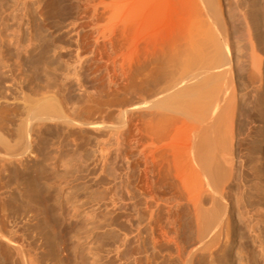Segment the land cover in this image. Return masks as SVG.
Listing matches in <instances>:
<instances>
[{"label":"rangeland","instance_id":"374dc122","mask_svg":"<svg viewBox=\"0 0 264 264\" xmlns=\"http://www.w3.org/2000/svg\"><path fill=\"white\" fill-rule=\"evenodd\" d=\"M57 1L58 4H60L59 6ZM59 1L60 0H0V120L3 119V123L2 121L0 122V128L10 138L13 137L12 140L14 141L13 143H15L16 138L14 139V136L17 137L19 128L26 126V122L33 124L36 121L35 124H40L37 123L36 119H32L28 112H31L29 109L35 105V102H37L39 98L47 94L53 97L56 95V98L59 94V97L63 99L62 101L61 98H57L61 101V103L58 102L61 104L60 106H63L62 108H65V111L71 116L77 117V120L80 119L79 122L83 119V121L86 122L89 120H98L97 122H100V127L94 128L91 127V125L89 126V124L76 122L66 129V125H63L64 123L59 120L58 123H56L55 120H48L47 122L44 121L43 124L41 123L42 125H38L41 126L39 130H37L39 132L35 130L33 133L37 135H33V138L37 137L36 140L34 139L35 141L33 140L34 144L38 143V145H34L36 148V150L35 148L34 150L37 152L34 151L35 153H32L25 159L23 163L26 164L25 166L23 164L20 165V163H17V166L15 164L11 166V174L14 175H11V177L13 176V179H11V177L4 180L1 179V181L5 182H1L2 187L6 189L1 187L0 194L2 192L5 193L3 197L6 198L7 203L11 206L9 210L12 211L13 217H18L16 220H18L17 222H19V225L22 224V229L28 230L26 231L28 235L26 236L27 241L28 238H33L29 239V241L33 244L31 248L33 253L39 254H37L39 256H37V258L39 260L41 259L39 264H182V261H178L180 258L178 259L179 256L176 254L178 250L177 245L185 240H190L192 242L194 237L193 231L187 228L189 222L188 214L182 211L185 210V206L181 207L183 209L171 208V205L173 206V204H175L173 200L175 194L174 189L169 188L170 186L167 183L165 184L163 179L158 177L156 173H152V175L156 177V182L154 184L157 185V189L156 185H153L152 188L155 190H152L156 191L159 188L158 192L156 191L157 193H155L157 197L155 201L158 202L160 199V197L157 196L159 193H161L159 194L160 196L162 195V200L160 199L161 202L158 203L150 200V187L147 179L148 173L145 170L146 166L140 151L142 147L140 144L143 143L142 139H145V137L142 138L141 136L145 134L142 133L143 135L140 134V136L136 133H131L130 136H124L123 132H121L123 131L122 129H124L125 135H127V132H129L131 128L132 132L135 131H133L134 126L129 127V125H131L130 121V124L127 123L126 126H122L120 128L121 130L119 128V130L116 129V126L114 128L116 131L108 128L109 125H116L122 120V115L119 114L120 110L124 111L125 108L127 109L129 106L133 107L135 106L134 103H143V105H146L151 100L153 101L156 97L164 94V92L160 93V89H166L165 87L174 77V72L171 68L169 69L164 65H161L159 68L158 66L154 67L156 63H153V65L145 64L148 65L146 67L151 68L152 73L148 70L150 68L144 69L143 64H139L138 59H143V47L147 50V44L144 43L145 40L142 42L146 46L143 45V47H141V39L139 43H136V40L130 43L128 39L124 38L123 34L120 37L119 35L122 33V30H119V28L121 29L122 25H117L115 22L105 21V23H101L102 25L100 24L101 26H96V28H99L98 30L84 23L82 24L83 19L79 18L82 14L79 13L78 8L75 7V9H77L76 11L72 8L74 7L73 5H64L62 3L64 0H61V3ZM254 2L255 8L251 9L252 12L250 11V15L253 17L259 11L260 0H255ZM232 16L235 20L233 28V31H235V27L239 28V26H241L239 24L242 18L237 10L233 12ZM255 28L257 29L258 27L255 26ZM242 29L243 28H241V30ZM260 29L262 30L263 28ZM149 30L150 29L144 30V33H148L147 31ZM151 30L154 29L151 28ZM259 30L257 29L256 33L258 34L256 35L257 38L260 37L261 39L259 40L260 44L262 43L261 45H264V34H260ZM237 31L239 32V30ZM150 33L151 32H149L148 35H150ZM96 36L99 39L95 38ZM242 37H244V35L240 33L239 36L236 37L237 39H234L235 41L243 39V41H237V43L234 41V47L235 43L236 47L233 50L234 61L238 58L235 64L236 67L239 65L237 69V78L239 76L240 79L245 75L247 76V69L250 67L249 59H247L245 55L244 43L246 41L245 38ZM239 43H241V46L244 45V48L241 47ZM137 44L139 46L138 49L142 50L136 49ZM239 48L243 52H239ZM262 48L264 49V46H262ZM140 66H142V68ZM135 67H139L138 70L141 69L139 72L143 71L142 75L140 74L141 72H137L138 74L135 72ZM144 70H148V72H144ZM143 73H145V75H143ZM139 76H141V78L143 77V80L145 78V83L143 82L140 84L143 80L139 82ZM246 76L241 82H245L247 79ZM138 82L139 85H137ZM245 83L248 84V81ZM245 86L247 85L243 84L242 87ZM263 88L257 94V98H259L258 100L261 102L264 101ZM242 89L245 92L247 91L246 88ZM156 91H159V94L156 93L154 95ZM244 97L242 98L243 101H241V104L243 105L241 106L245 108L242 109L241 115L244 113L245 115H249L254 110H251L252 108H250V105H255L257 99L254 96H252L254 100L248 96ZM247 98L251 99L252 102ZM260 98H263V101ZM91 99L95 100L93 101ZM95 101L97 102L95 103ZM146 101L147 103H145ZM51 102L52 101H50V103ZM62 102H64L63 105ZM245 104L247 106H245ZM262 105L264 106V104ZM246 107H248L247 109L249 111ZM243 110L247 111L245 112ZM141 112H139V114L136 113L135 115L137 116L135 119L133 117L132 120H137L139 116L138 119H140L139 121L141 123L142 117L140 114L143 115V111ZM254 112L255 110L252 114ZM27 117L31 119L28 120ZM241 118L244 119L242 120ZM247 118L248 117H244V115L239 118L242 121H240V123H243V125L246 124L247 128L239 123L240 129H245V134L242 129L243 132H241L243 134L236 137V145L238 146L239 141L242 144V165L238 163V168L242 172L243 182L240 181V183H236L232 192L234 193L232 195L233 203H235L233 215L236 220L235 226L236 228L238 227L237 232L239 233V238L236 236V243H232L228 247L229 250L228 248L225 249V252H223L224 254L220 253L214 258L215 260L213 259L214 262L216 261V264H218L221 259L222 264H264V252L260 251L258 242L255 243L253 233V229H256V231L260 232L264 240V216L256 220L253 218L254 216L250 217L251 214H241L242 212L239 211L240 209L244 210L245 204H249L250 201L252 202L251 204L256 203L257 205L263 203L261 206L258 205V207L264 210V200L262 202L264 198L262 197L264 196V193H262V191L264 192V123L257 118L258 122L257 120L251 119L254 120L256 124L253 123V121L251 124L250 120V125L248 120L246 121ZM2 124L5 125L3 126ZM103 124L108 126L105 128ZM112 126L109 127L111 128ZM250 126H253V130L250 129ZM127 127L129 128L128 130ZM42 128L43 130L41 131ZM117 130L119 131L118 133ZM250 130H252V135L248 136L246 133ZM136 135L141 137L142 141L139 137H136ZM133 136L136 137L135 140L139 139L138 141H141V143L137 142L139 145L136 143ZM38 138L42 140L40 141ZM39 141L42 144H39ZM39 145L41 148L38 147ZM39 148L40 150H38ZM258 157L261 158V161L257 163L261 171V175L259 176L254 173L253 169V164L257 162ZM18 164L25 173V176H22L20 179H17L15 174V170L20 169ZM28 166L30 167L28 168ZM23 167H26L27 169L25 168V170L27 171H25ZM30 174L32 175V179L36 177L35 181L30 179ZM38 176L41 177L39 178ZM21 179L23 180L20 183ZM27 179L29 180L26 181ZM260 179L263 181L261 180L259 185L256 184L258 181L260 182ZM8 180H10L9 182L12 181L11 185ZM36 181H39L41 184L39 185L43 188V192L45 189H52L50 192L49 190L47 191V193H52L50 195L49 193L46 194V191L44 192L47 196L52 197L51 201L48 199V203H55V201L58 200V203L56 202L57 206L55 205L57 207V210L55 209L57 212L54 210L53 214L50 213L52 216L54 215L55 218L51 215L50 220L44 217L46 221H49L47 225L44 218L40 220V222L38 220L40 218L39 214L43 213L45 208L38 202L39 199H33V197L36 198V190L38 189L37 187H39L34 186V182ZM6 182L8 184H6ZM5 184L7 187H5ZM144 191L146 193H144ZM9 194L11 197L8 199L10 196ZM247 194H249V197ZM146 195L150 198L148 199L150 203L148 200L145 202ZM0 196L2 199V194ZM30 196H32V198H30ZM144 196H146L145 199H143ZM164 197L166 198V202H170L169 200L172 199L170 204L167 202L170 206H167H169L168 209L171 208L172 211L176 209L174 214L173 212H170V214L168 213L169 210L166 209L167 206L166 202H164ZM167 197H169V200ZM27 198L30 199L28 200ZM37 198H39V196H37ZM18 200L19 202H17ZM32 200L34 202L37 201V203L32 204ZM11 201L14 203H11ZM26 201L29 204L27 206ZM21 203L25 208L20 205ZM147 203L148 205L150 204L149 207H147ZM154 203L156 204L155 207ZM159 203L161 206L158 205ZM256 204L253 207L249 204L247 207H250L249 209H254ZM145 206L150 209L154 207V211L152 212V209L149 211ZM158 206H160L161 209L160 207L158 209ZM27 208L30 210L27 211ZM39 208L42 210H39ZM58 208L60 214H58ZM144 208L147 211H144ZM32 209H35V211ZM31 210L33 214H31ZM177 210L182 211L181 214L180 212L178 214ZM145 212H147V214ZM148 212H150L151 215ZM14 213H18L17 216ZM159 213L160 216H156V214L159 215ZM19 214H21V216ZM257 214L258 212H256V214L254 213L255 216ZM37 215L38 217L33 218V216ZM56 216L59 217L56 218ZM168 216L171 220L176 216L175 218L178 222V226L182 225V227H178V229L180 228L179 238L176 237L177 233L172 224H170ZM35 219L39 222L38 225H41L40 227L36 224L38 222ZM31 223L34 224L31 227L35 228V230L32 228H30L32 230H29V228L26 229L30 227ZM55 223L60 227H57L59 230H54L56 229ZM35 224L37 226H35ZM49 225L53 226L46 227ZM36 227H38V232H36ZM43 228H45V232ZM62 228L66 230L62 231ZM183 232L185 233V238ZM39 234L42 236L37 237L40 236ZM240 234L241 237H243L241 239ZM190 235L193 236L191 237ZM157 239H159L158 241H162L157 242ZM153 241H156L158 245ZM166 241H168V243ZM241 241L243 243H241ZM153 243L154 245H152ZM41 246H43V248ZM170 246L171 248H169ZM157 247H159V249ZM162 247L164 248L163 252L161 251L163 250ZM8 248L9 247L5 243H0V264H16L14 260L16 259V253L14 251L11 252L12 249ZM37 248L40 249L38 250ZM56 248L59 249L57 250ZM169 249L172 250V253ZM41 250H43L45 254H42ZM38 251L41 252V254ZM41 255L44 256L41 257ZM223 255H227V260L226 256L224 257ZM200 257L202 256L199 255L197 264L211 262L208 258L203 260V257L202 259ZM5 258L7 259L4 260ZM12 259L14 261H12ZM214 262L212 261L210 264H215Z\"/></svg>","mask_w":264,"mask_h":264},{"label":"bare ground","instance_id":"6f19581e","mask_svg":"<svg viewBox=\"0 0 264 264\" xmlns=\"http://www.w3.org/2000/svg\"><path fill=\"white\" fill-rule=\"evenodd\" d=\"M254 1L255 0H64L63 2L61 1L64 5L68 4L69 6V4H71L74 6V7L71 6L72 8L74 9L75 7L78 8L79 13L82 14L81 17H79L80 19H83V22L81 21L82 24L84 23L87 26L96 28L97 25H100L101 23L103 24L105 23V21L115 22L117 25L118 24L122 25V27L120 25L121 29L119 28V30H122L121 31L122 33L119 35L120 37L123 34L124 38L128 39L130 43H132V41L135 42V40L137 41L136 43H139V40L141 39L140 40L142 43L141 47H143V45L146 46L145 44H147L146 46L147 50L143 47L145 56L143 55L142 58L144 60L138 59L139 64L141 65L143 64L144 69L150 68V67H146L148 65L145 64L153 65V63H156V66L154 64V67L158 66L159 68L161 65H164L169 69L171 68L172 71L174 72L173 75L174 77L169 81V84H167V86L165 87L166 89L164 88L163 90L160 89L161 90L160 93L164 92V94L156 97V99H154L153 101L151 100L146 105L145 104L143 105V103L142 104L134 103L135 106L133 107L129 106L128 107L129 109L125 108L124 111L120 110L119 114L122 115V120L120 121L121 125L119 122L116 125L114 124L113 125L114 127L112 125H109L112 126L113 128L112 127L110 128L108 125L107 126L109 129H114L115 126L116 129L118 128L120 129L122 126H126L127 123H129L130 121L131 125H129V127L134 126L133 131L134 130L135 131L132 132L131 131L132 128L129 129L127 127V130L129 129V132H127V135H125L124 129H122L123 131L121 132H123L124 136H130L131 133L132 134L136 133L137 135H140L142 133L145 134L144 136L140 135L142 138L145 137V139H142L143 141L141 140V137L136 135V137H139V139L143 143H141V141L139 142L138 141L139 139L135 140L136 137L133 136L136 143L138 142L142 144V145L140 144V146H142L140 148V151L146 166L145 170L148 173L147 179H148V185L150 187L149 197L151 199L148 197V195H146L147 197L144 196L143 198L145 199L146 197L145 202H147L148 199L153 200V202L155 203L157 202L155 201L157 200L155 193L158 192L159 188L158 190H156L157 192L152 190L154 189L152 188L153 185H156L154 184L156 182V177L152 175V173L153 174L156 173L158 177H161L163 179L165 184L167 183L170 186L169 187L166 185L167 187L174 189L175 194L173 200L175 201L174 202L175 204L172 203L173 206L171 205V208L179 209L185 206V210L182 211L186 212V214H188L189 217L188 218L189 220L187 219L189 221L188 227L186 225L185 226L193 231L194 237L192 242L190 240L184 239L185 241L180 242V244L177 245L178 247L176 246L178 249L176 251L177 252L176 254L179 256L178 259L180 258V260L178 259L177 260L180 262L182 261V264H197V259L199 258V255L203 257V260L205 258H208L210 259L209 261L214 262L215 260L214 258L218 256V254L220 253L224 254L223 252H225V249H227L232 243L236 241L235 239L236 236L239 238V233L237 232L238 227L236 228L235 226L236 220L233 215L235 203H233V198H232L233 197L232 195L234 194L232 192L235 187V184L240 183V181H242L243 178L242 172L238 168L239 167L238 163L239 165H242V159H241L242 144L239 141L238 146L236 145V137L242 135L243 134L242 132L245 129L242 128L243 131L242 129H240V124L243 125V123H240L241 120L239 118L244 115V117L245 116L248 117L246 119V121L248 120V123L251 119L257 120V118H259L261 121H263L262 123H264V106L262 105L264 104V101L262 100L263 98L262 99L260 98L263 102H261L260 100H258L259 98H257L258 92L264 86V52H263L264 49L262 48V46L264 45H261L262 43L260 44L259 40L261 39L260 37H258L259 38L258 39L256 35L258 34L256 33L257 29L259 30L260 28H263L262 30L261 29L259 30L260 34L262 35L264 34V0H260V7L258 8L259 11L253 17L252 15H250V11L252 8L253 9L255 8ZM59 5L60 4H58V6ZM75 10L77 11V9ZM236 10L238 11L240 17L242 18V21L239 24L241 25L239 26L240 29L238 27H235V31H233L235 20L233 19L232 14ZM255 26H257L258 28L256 29ZM151 28L154 30H151ZM236 28L237 30H239V32L236 30ZM241 28L243 29L241 30ZM96 29L98 30L99 28ZM147 29L151 30V31L150 30L147 31L148 33L151 32L150 35H148V33H144V30L146 31ZM240 33L244 35V37L242 38H245L246 41V42L244 41L245 55L247 56V59H249V64H250L249 65L250 67L247 69L248 74L247 76L245 75L247 79L246 80L244 79L245 82L248 81V84H246L245 82L244 83L241 82V80H243L245 76L241 79L239 78V76L237 78L238 75L237 69L239 68V65L236 67L235 61H237L238 58L235 61L233 59L234 57L233 50L235 49L236 43L238 41V40L235 41L234 39L238 37ZM95 38H97V36ZM144 40H145L144 42L145 44L142 42ZM234 41L236 42L235 47H234ZM239 41H243V39ZM239 44L241 46V43ZM241 47L244 48V45ZM138 48L139 46L137 44L136 49ZM138 50H142V49H138ZM238 51L243 52L241 51L240 48ZM140 67L142 68V66ZM138 68L135 67L136 71L135 70L134 71L136 73L139 72V70H141V69L138 70ZM148 70H150L152 73L151 68ZM148 70H144V72L146 71L148 72ZM142 72L140 73L141 75ZM143 75H145V73H143ZM139 78L141 79V80L139 79V82H141L143 80V77L141 78V76H139ZM144 81L145 78L140 84H142ZM139 82L137 83V85H139ZM243 84L247 86L242 87ZM242 88H246L247 91L245 92ZM158 92L156 91L154 95ZM48 95L50 94H47L44 97L39 98L37 102H35V105L34 106L32 105L33 107L31 106L32 108L29 109L31 110V112H28L30 113L29 116L32 119H36L37 123L43 124L44 121L47 122L48 120H55L56 123H58L59 120L62 123H64L63 125H66V129L72 126L76 122L81 124L86 123L87 125L89 124V126L91 125V127L94 128L100 125V122H97L98 120L97 121L89 120L86 122L83 121L84 120L83 119L82 120L83 122L82 121L79 122L80 119L77 120L76 119L77 117L75 118L71 116L65 111V108L64 109L62 108L63 106H60L61 104L59 103H61V101L60 99H57L59 97V94L57 98L55 97L56 95L54 97ZM244 96L251 97L252 100H254L252 97L254 96L257 99L255 105L254 104L250 105V108H252L251 110L253 109L255 110L253 114L252 112L254 110L251 113L249 112L251 115L250 114L245 115V113L241 115L242 109L245 108L241 106L243 105L241 104V101H243L242 98ZM247 99L251 101V99L249 98ZM61 100L63 101L62 98ZM50 101H52L53 103L52 102L50 103ZM96 102L97 101H95V103ZM63 103L64 102H62V105ZM145 103H147V101ZM245 106L247 105L245 104ZM247 108L248 107H246V109ZM141 111H143V115L140 114V116L142 117L141 123L139 121L140 119H138L139 116L137 117L138 121L132 120L133 117L135 119V117L137 116L135 114L136 113L139 114V112ZM241 119L243 120L244 118ZM2 120L3 119H1L0 122ZM254 120H251L250 123L252 124V121L253 123H255ZM35 122L33 124L26 122V126L19 128V133H18L19 135L17 134V137L14 136V139L16 138L15 143H13L14 142L12 140L13 137L10 138L0 128V185H1L0 190L2 187L1 182L2 183L4 182L1 181V179L2 180L6 178L8 179L11 177V175H13L11 174V166L14 164L16 165L17 163H20V165L23 164L27 157H29L32 153L37 152L35 151L36 148L34 147V145H38V143L37 144L33 143V140L34 139L36 140L37 137L35 136L37 135L33 133L35 130L36 131L39 130L41 126H38L40 124H35ZM107 126L104 125L105 128ZM244 126L246 127V124L243 125V127ZM253 126H250V129H252ZM116 129H114V131H116ZM42 130L43 128L41 129V131ZM118 130L117 133L119 132ZM252 130L248 131L246 134L248 136H251ZM260 133L263 132L261 131ZM33 135H35L34 136L35 138H33ZM38 139L40 140V138ZM40 141L39 144L41 143ZM38 147H40V145ZM40 148L38 150H40ZM260 161L261 158L258 157L257 162L256 163L254 162L253 164L254 173L258 176L261 175V171L257 165V163ZM23 165L25 166L26 164ZM29 167L30 166H28V168ZM19 168L20 169L15 170L17 179H20L22 176H25V173L22 171L23 169H21V166H19ZM31 176L32 175L30 174V179H32ZM12 177L11 179H13ZM35 178L32 180L35 181ZM22 180L23 179H21V181L19 180L20 183L22 182ZM28 180L29 179H27L26 181ZM261 180L262 179H260V182L258 181L256 184L259 185L261 183ZM9 181L10 180H8V182ZM11 182H9L10 185L12 184ZM6 184L8 183L6 182ZM34 184H35L34 186H39L37 187L38 189L35 188L37 189L36 195L39 196V198H37V196L35 195L36 198L33 197V199H37V200L39 199L40 201L38 200V202H40L41 206L45 208V211L39 214L40 218L38 220L40 222V220H43L44 217L50 220L53 211L55 209L57 210L56 202L58 200L56 199L57 201H55V203H48L49 201L48 199H50L51 201L52 197L47 196L46 194H48L52 189H47V190L45 189L46 194H44L45 191L43 192V188L40 186L41 184L39 183V181L34 182ZM5 187H7V185ZM156 189H157V185H156ZM48 190L49 192L47 193ZM144 193L146 192L144 191ZM262 193L264 192L262 191ZM1 194H2V199L0 198L1 199L0 200V241L5 243L10 249H12V251L10 250L11 252L14 251L16 253V259H14L16 264H39L41 262L40 261L41 259L39 260L37 258L39 254L33 253L31 249L33 247L32 246L33 244H31V242L29 241V239H33V238L30 237L28 238L27 241L26 236L28 235L26 231L28 230L22 229L21 226L22 224L20 223L21 225H19V222H17L18 220H16L18 217L17 218L13 217L11 213L12 211L9 210V207L11 206L9 205V203H7L6 198L3 197V194L5 193L2 192ZM50 194L52 193H49V195ZM159 194L157 196H159L161 199L162 195L160 196ZM247 195L249 197V194ZM10 197L11 195L8 197V199ZM30 198H32V196H30ZM167 198L169 200V197ZM160 199L158 200V202H161L162 199L161 200ZM19 200L17 202H19ZM171 200L169 201L171 202ZM263 200L264 198L262 199V202ZM148 202L150 203L149 200ZM164 202H166V198ZM167 202H166V206L170 204V202H168L169 204ZM11 203L14 202L11 201ZM31 203L36 204L37 201L34 202L32 200ZM251 203L252 202L250 201L249 204L252 207L256 204V203L255 204H251ZM249 204L247 203L245 204L244 210L242 209L239 210L240 212H242L241 214L249 213L251 214L250 217L254 216L253 218L256 220L258 218L261 219V217L264 216L263 213L264 210L258 207L259 204L258 205L256 204V207H254V209H249L250 207L249 208L247 207L249 206ZM20 205H22V203ZM27 205L29 204L27 203L26 206ZM149 205L147 207H149ZM158 205H160V203ZM155 206L156 204L154 205V207ZM160 206H158L157 208L159 209ZM169 206H167L166 209H168ZM147 207L145 206V208L149 209V211L151 209L152 212L154 211L153 210L154 207H151V209ZM171 208L168 209L169 210L168 213L170 214V212H173L174 214V211L176 209L172 211ZM40 209L41 208H39V210ZM146 209L144 211H147ZM28 210L30 209L27 208V211ZM32 210H31V214H33V211H35V209L33 211ZM182 211H178V214L179 212L181 214ZM256 212H258V214L255 216L254 213L256 214ZM145 213L147 214V212ZM148 213L150 214V212ZM58 214H60V211ZM19 215L21 216V214ZM156 216L159 217L160 213L159 215L156 214ZM34 217L36 218L38 217V215L33 216V218ZM52 217L55 218L54 215ZM58 217L56 216V218ZM175 217L176 216H174L173 219L171 220V218H169L168 216V218L170 219V224H172L175 232L177 233L176 237L179 238L178 235L180 232L179 231L180 228L178 229V227L180 226L182 227V225L178 226V222L176 221ZM39 222L36 224L38 225ZM45 222L46 225L49 224L48 223L49 221H46V219ZM32 223L30 227H27L26 229L29 228V230L32 229L35 230V228L31 227L34 225ZM36 224L35 226H37ZM53 225H49L46 227H50ZM40 226L38 225V227ZM38 227H36L37 229L36 232H38ZM57 227L59 226L56 225V229L54 230H57L58 229ZM45 228H43V230ZM61 230L64 231L66 229L63 230L62 228ZM253 230H254L253 231L254 241L255 243L258 242V247L260 251L264 252V244H263L264 240L262 239V236L259 231H256V229ZM183 234L185 238V233L183 232ZM41 236L42 235L37 237H41ZM241 238L243 237H241L240 234V239ZM158 240L159 239H157L156 241L157 242L162 241V240L160 241ZM156 241L153 242L155 243ZM36 242L38 243L37 240ZM166 242L168 243V241ZM154 243L152 245H154ZM241 243L243 242L241 241ZM41 247L43 248V246ZM163 247H162L163 250H161L162 252L164 251ZM157 248L159 249V247ZM169 248H171V246ZM37 249L39 250L40 248ZM169 250L172 253V250L171 249ZM41 252L42 254L44 253L43 250H41ZM41 252L39 253L41 254ZM42 256L44 255H41V257ZM223 256L224 257L226 256V260H227V255H223ZM202 257L200 258L202 259ZM6 259L7 258H5L4 260ZM14 260L12 259V261ZM219 262L218 264H222V259ZM210 263H206V264H210Z\"/></svg>","mask_w":264,"mask_h":264}]
</instances>
